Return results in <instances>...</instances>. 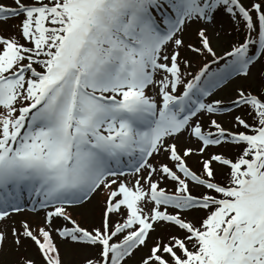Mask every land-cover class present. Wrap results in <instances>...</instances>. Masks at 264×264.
Masks as SVG:
<instances>
[{
    "label": "snow or ice",
    "instance_id": "obj_1",
    "mask_svg": "<svg viewBox=\"0 0 264 264\" xmlns=\"http://www.w3.org/2000/svg\"><path fill=\"white\" fill-rule=\"evenodd\" d=\"M12 19L3 264H264V0L0 3ZM25 212L42 223H8Z\"/></svg>",
    "mask_w": 264,
    "mask_h": 264
},
{
    "label": "rangeland",
    "instance_id": "obj_2",
    "mask_svg": "<svg viewBox=\"0 0 264 264\" xmlns=\"http://www.w3.org/2000/svg\"><path fill=\"white\" fill-rule=\"evenodd\" d=\"M0 3L6 4V5H10L12 3V0H0ZM20 23L19 19H12L9 20L8 24L5 25L3 23H0V35L3 36H7L9 34H11L13 31H15V26L18 25ZM230 27L227 24V22L224 23V31L221 32V41L223 42H227L229 39H232L233 37H235V35L233 34V36H229L227 35L228 31H230ZM209 34L213 35V30L210 27L209 29ZM195 26H193L192 28L189 29V31L185 34V43H189V42H195ZM213 47H217V40L215 38V36L213 35ZM181 54L182 56L185 55H189L185 50H181ZM255 71V70H254ZM232 90H233V85H229L225 88H222L221 90H218L216 92V94L212 97L213 99H225L227 97H230L232 95ZM222 123L225 124V126H229L228 121L231 119V117L224 115V116H219L217 117ZM195 159V158H193ZM189 163H193L192 160L189 161ZM100 199V197H97L96 200L93 201V204L95 205L96 202ZM92 206H89V209H91ZM89 209H75L73 210V216L74 218L80 220L82 219V217L84 216H89V220L91 223H96L98 222L96 219H93L90 215H89ZM42 213L40 215H33L32 213L28 212V213H23L22 215H18V216H14L12 218L11 221H9L8 223L11 224L13 222H16L17 226H19V221L20 220H27L30 224L35 225H39L40 223H42ZM0 228H2V225H0ZM153 235H156L155 233ZM10 241H11V237H9V246H10ZM63 247V246H62ZM22 254L24 255H30V254H34V249H29L27 252H24V250L22 249ZM144 250H141L140 253H137V256L135 259H138L140 257V255H142ZM0 264H3V258L0 257ZM129 264H133V262H129Z\"/></svg>",
    "mask_w": 264,
    "mask_h": 264
}]
</instances>
